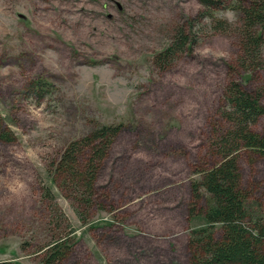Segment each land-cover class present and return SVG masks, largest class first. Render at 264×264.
Wrapping results in <instances>:
<instances>
[{"label":"rangeland","instance_id":"1","mask_svg":"<svg viewBox=\"0 0 264 264\" xmlns=\"http://www.w3.org/2000/svg\"><path fill=\"white\" fill-rule=\"evenodd\" d=\"M227 1L211 12L231 25L219 32L200 0H0V264H41L58 232L73 237L60 264H189L190 240L208 225L209 195L196 200L192 186L212 163L227 85L264 92V70L238 67L240 3ZM181 28L186 50L158 65ZM105 125L121 131L79 215L50 168ZM240 163L264 217V159Z\"/></svg>","mask_w":264,"mask_h":264},{"label":"trees","instance_id":"2","mask_svg":"<svg viewBox=\"0 0 264 264\" xmlns=\"http://www.w3.org/2000/svg\"><path fill=\"white\" fill-rule=\"evenodd\" d=\"M200 2L206 10L201 17L210 19L216 31L227 32L231 25L214 18L211 12L223 9L228 1ZM238 3V67L254 74L264 70V0H250L247 6L245 0ZM190 40L186 30L179 29L175 38L155 55L156 63L165 67L186 50ZM42 85L39 81L35 87L42 89ZM263 117L262 89L250 90L237 80L231 81L225 90L221 124L212 134V163L200 169L201 179L192 186L196 200L200 201L202 191L209 199L202 212L208 225L196 230L190 240L189 264H264V217L255 216L250 207L240 163L242 155L249 152L264 159V132L255 130ZM120 131L121 125L97 127L68 143L52 162L50 173L54 181L76 201L79 215V208L88 211L94 205L102 165ZM61 234L58 232L43 248L41 264H60L67 257L73 237Z\"/></svg>","mask_w":264,"mask_h":264}]
</instances>
